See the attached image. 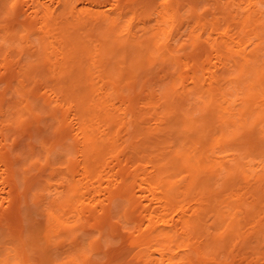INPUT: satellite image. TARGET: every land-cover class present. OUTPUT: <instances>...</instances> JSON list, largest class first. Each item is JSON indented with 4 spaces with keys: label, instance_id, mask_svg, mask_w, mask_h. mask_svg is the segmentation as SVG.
<instances>
[{
    "label": "bare ground",
    "instance_id": "6f19581e",
    "mask_svg": "<svg viewBox=\"0 0 264 264\" xmlns=\"http://www.w3.org/2000/svg\"><path fill=\"white\" fill-rule=\"evenodd\" d=\"M55 1L58 5L54 3L56 4L54 8H52L54 4L51 6L50 2L44 0H33L29 6L31 14L35 16L34 19L43 13L44 18L41 19L49 20L54 27L61 24L60 17L63 19L66 15L69 18L67 15L70 14V21L60 26L56 35L52 34L55 28L48 29L50 26L48 23L36 30L42 36H40V47L33 53L43 61L44 71L54 73V77L57 75L59 80L64 76L68 77L67 80L64 78L62 83L70 82L74 89L83 83L84 90L78 92L76 97L80 110H74V106L67 108L58 100L52 101L47 98L50 103H56L51 118L57 126L55 129L57 140L53 144L50 143L52 145L46 153L48 156L44 157L45 165L37 158V161L32 160L33 158L29 159L30 166L28 162L23 164L21 161L24 156L17 153L15 143L11 144L12 141L10 143L6 139L5 142L0 143V149L2 144L4 146L0 150V165L4 167L0 168L4 169V184L10 188L7 197L3 195L4 193L1 195L0 189V203L3 205V211L0 210V264H196L197 261L206 262L211 255L217 256L221 248L225 252L228 251L229 242L233 240L237 229L232 223L226 224V216L229 213L225 210L226 207L220 208L219 200L209 196L213 192L210 186L215 178L224 175L221 185L225 188L233 187L236 183L246 182L249 169L251 178L258 177L256 189L260 194L257 193L258 197L255 195V203L262 202L264 198L262 190L264 170L260 173L249 163H247L249 168L245 169V164L237 160L235 154H232L231 160L235 163L231 166L230 162L224 160L221 155L227 146L240 138H248L254 146L248 150V153L260 150L264 146V0H246L248 11L240 21H232L231 12L234 5L237 6V0H215L217 5L212 7L205 6L204 0H186L192 9L191 12L194 10L193 13L197 17L202 16L201 12L206 10L214 15L215 19L201 21L193 16L201 33L194 35L193 32L183 43H178V35L186 17L183 14L185 11L183 9L181 11L182 3L179 0H174L173 3V0H166L165 3L149 0V6L151 9L153 7L151 13H143L142 10L144 11L145 8H142L143 16L141 13L139 15L142 24V21L145 22L144 24L146 20L150 22L146 26L144 35H138L140 30L136 32L133 27L135 21L140 19L137 16L139 7H143L148 0H109L108 10L102 9L101 0ZM84 2H88L91 6L79 10L77 4ZM7 3L9 4L10 0H0V16L8 11ZM19 3L20 0H14L11 6L12 12L16 13ZM164 5L166 6L163 7ZM239 7H236L237 12ZM128 12L134 14L131 21L125 20ZM171 12L174 18H171ZM154 13L158 16L157 24H154L152 18ZM72 18L74 20L71 21ZM32 22L30 25L37 23L33 20ZM123 22H127L126 27L121 26ZM35 26L28 27L24 24L27 30L34 29ZM187 26L189 27L185 24V30ZM123 28H126V32ZM144 29L140 32L143 33ZM32 32L30 31V34ZM14 33L12 38L17 39L18 35ZM95 33L103 38L99 48L93 45L92 37ZM59 35L62 36L61 42H58ZM28 37L29 33L21 35L20 40L26 39L24 41L30 42ZM58 43L59 49L62 50L69 46L67 55L61 58L57 57L62 55L56 48ZM95 57L97 59L89 63ZM105 57L112 59L104 68L108 77L113 78L116 72H121L118 64L126 61L125 74L135 78L133 85L136 88L137 85L134 83L139 77L140 70L148 73L153 63H159L165 70V75L160 78L163 83L167 81L163 90L162 86L150 90L143 85L146 89L144 93L146 92V96L149 97L148 103L145 102L150 105L147 108L156 110L160 116L155 119L156 126L150 125L151 117L143 112L142 104L145 99L144 94H140L138 100H133L129 105L128 114L131 112L132 121L135 122L139 118L141 121L136 122L134 131L126 139L127 146L122 150H120L121 143L119 144V139L117 140L121 128L113 132L111 130L105 132L107 128L101 127L99 119L95 121V118L104 116L111 124L116 123V116L111 112L102 113V98H92L98 85L92 81L93 69L97 67V63L106 62ZM51 59L55 60L50 61ZM213 59L216 60L214 64ZM22 62L21 52L17 65H12L7 59L4 62L7 71L2 72L0 69V82H5L13 93L28 88L25 83L32 75V72H22L23 67L20 65ZM172 65L181 66L185 69L184 72H188L184 75L181 68L178 77L175 75L171 77L174 74L171 75ZM172 78L179 81L181 87L179 94L172 85ZM168 79L171 82H168ZM59 83L61 81L57 84ZM128 85V88L134 87L131 86L132 83ZM34 89L29 92L34 93ZM101 89L104 87L102 86ZM7 102V98L5 101L3 98L0 99V115L3 118L0 122V133L2 134L5 126H13L7 124L9 121ZM91 108H96L98 113V115L95 113L93 118L90 115ZM142 114H145L143 119ZM146 124L149 126L147 127ZM243 131H247L246 136ZM114 133L116 139L111 137ZM98 135L109 136V143L105 141L100 143ZM167 137L173 141L161 147L164 138ZM46 143L49 144L46 140L42 141V144ZM60 143H65L67 148L61 152L63 160L56 166L51 164L50 158L52 150ZM47 145L46 147L49 146ZM30 147V152L35 153L32 144ZM110 147H114L112 158L125 157L123 160L120 159L122 161L119 164L120 168L116 166L119 171L110 175V177L113 175L118 177L120 174V180L119 177L114 176L118 179V186L113 184L115 188L113 187L110 195L105 194L107 195L105 201L109 203V216L107 215L109 220L112 218L111 206L115 202L119 207L124 208V211L122 210L124 217L121 219H125L122 221L125 223L120 219V223L118 221L119 224L112 227L113 232L117 233L116 236H119L122 242V246L118 248L110 247L111 244L105 245L101 240L105 235L103 231L107 221L89 216L90 208L95 207L92 205L97 203L93 201L98 200L96 196L93 199L91 197L92 194L98 193L96 189L100 186L95 188V182L103 181L102 177H104L102 174L93 173L94 165L91 159H94L96 165L100 164L105 151ZM143 152H148L150 157L147 154L146 156L151 159L145 161V164L146 162L148 165V162L152 164L151 168L149 167L152 170L148 173L147 165L144 174L139 163L144 159H140ZM33 168L40 173L29 175ZM46 171H50L49 179L46 181L48 188L35 190V185L43 179L40 178ZM184 172L187 173L177 179L178 174ZM107 175H105L107 179H110L109 173ZM96 177L99 180H95ZM56 180L58 183L54 182ZM115 180L113 179L114 182ZM136 181L142 190L146 188L145 190L150 191V197L156 202L157 207L150 204L151 200L147 202V195H142L141 198L144 200L137 199L136 194L134 196L133 186ZM51 187L56 188L55 195L50 191ZM196 191L205 194L198 199L200 200L198 206L178 204L182 203L181 198H186ZM232 192L228 195V199H233L235 202L243 199V193L240 194L239 190ZM3 196L8 200L7 207H4L6 198ZM226 202L229 207L233 206V202L229 200ZM255 203L253 204L255 209H250L251 215L261 211L260 206ZM211 212L213 216L210 215ZM214 217L220 227H225V231L215 234L206 229L208 226H213L212 223L207 222ZM89 227H97L100 236L93 238L86 250L84 243H81L83 235L79 234V231L85 233L86 228ZM262 227L261 224L257 235L264 232ZM171 242H177L178 252L171 249ZM106 246H109L108 249Z\"/></svg>",
    "mask_w": 264,
    "mask_h": 264
},
{
    "label": "rangeland",
    "instance_id": "374dc122",
    "mask_svg": "<svg viewBox=\"0 0 264 264\" xmlns=\"http://www.w3.org/2000/svg\"><path fill=\"white\" fill-rule=\"evenodd\" d=\"M27 1L28 0H20V3H19L17 10H16V13H14L11 11V8H12L11 6L13 5L14 0H10V3L9 4L7 3L9 5L8 11L0 16V62H1L0 63V69H1V71L2 72L7 71V68H5V63H4L5 61H7V59L9 60V62H12V65L16 64V62L20 58V54L22 52L23 62L20 64L23 67L22 72H27V71L32 72L30 79L26 80L25 85H27L28 88H26L24 90L25 92L22 91V92L13 93L12 91H10L7 88V84L5 82H3V81L0 82V99L3 98V100L5 101V98H7V101H8L7 106L9 109V117H8L9 121L7 124H13L12 127H6L5 126V130L3 131V134L0 133V135L2 134L0 137L3 139V141H1L2 139L0 138V143L5 142L4 141L5 139L7 140V142L12 141V143L10 142L11 144L15 143L17 153L21 154V156H24V157H22L21 163L24 164L25 160H27L28 165L30 166V164H31V162H29L30 158H33L32 160H34V161H37L36 160V158H37V159H39L38 161L40 163L43 162L42 164L45 165L44 160L48 156V154H46V153H48L49 147H51V145L53 144L52 143L50 145V142L48 141L49 146L47 145V143L42 144L43 146L42 145H36L33 143L34 138L36 136H42V134L48 130H51L52 135L56 137L55 129L57 126H56L55 121L51 118V113L53 112V108L55 107L56 103L55 102L50 103L49 101H47V98L51 99L52 101L58 100L62 105H65L67 108L74 106V108H73L74 110L79 109V107L77 106L79 103H78V100L76 99V97H77L78 92L84 90V85H83V83H81V84L76 86V89H74V87L71 86L70 82L62 83L64 78H65V80H67L68 77L64 76L62 80H59L57 75L54 77V73H51L50 71H48V72L44 71L45 67L42 63L43 61L39 60L38 57L36 55H34V53H33L34 50H36V48L40 47V45H39L40 39H41L40 36H42L40 33L36 32V30L38 31L41 26L43 27L44 25H46L48 23L50 25V26H48V29L55 28L52 31V34L56 35L57 32L59 31L60 26H64V25L68 24V21H70V14L67 15V16H69V18L66 17V15L63 16V19H62V17H60L59 22L61 24L55 25V27H54V25H51V22L49 20L41 19V17L44 18L43 13H40V16L38 18L34 19L35 16L33 14H31L32 13L30 10L31 8L29 7L32 4L31 2L33 0H31V1L29 0L28 2ZM44 1H47L48 3L50 2L51 6H53L54 3L57 4V2L55 0H53L54 2H51L52 0H50V1L44 0ZM101 1H102V4H101L102 9L105 8L104 10H108V8H110L109 0H106V2H105V0H101ZM158 1H162L164 3L166 2V0H158ZM156 2H157V0H156ZM173 2H174V0L172 1V3ZM179 2L182 3V5L180 4L181 5V11H182V9L185 11V13L183 12V14L186 17V21L183 25L184 29L182 26L181 30H180L181 32L179 33L180 36L178 35V39L180 41V42L178 41V43H183L189 39V36L192 35L193 32H194V35L197 33H201L199 26L194 22L193 16H195L196 18H199L201 21L202 20L205 21L207 19L209 20V19L214 18L213 17L214 15H212L210 12H206V10H205V11H203L204 14H203V12H201L202 16L197 17L193 13L194 10H193V12H191L192 9L187 4L188 2L186 0H179ZM86 3L85 2L84 3H78L77 7L79 8V10L82 7L84 8L85 6L87 7L88 5L91 6L88 2H86ZM149 3L150 2L148 0L146 2L147 5L144 3L143 7H139L140 8V10L138 9L139 14L137 12L138 18H140L139 15H141L142 12L143 13L144 12L151 13V11L153 10V7L151 9V7L149 6ZM56 4H54V6L52 8L56 7ZM201 4H202V2H201ZM203 4L205 6L207 5V7H212V6L217 5L215 3V0H204ZM236 4H237V6L234 5V8L231 12L233 14L232 21H240V18L244 17L248 11V3L246 2V0H237ZM183 5H185V7H183ZM165 6L166 5H164L163 7H165ZM238 6H240L239 12H237V10H236L238 8ZM142 8H145L144 11L142 10ZM185 8H187V9H185ZM146 9L147 10L149 9V11H147ZM189 9H190V12H189ZM141 10H142V12H141ZM20 13H21V15H20ZM25 13H28L27 15H29V16H27ZM132 14H133V12H128L127 17H125V20L131 21L133 19V16H134V14L133 15ZM142 16H143V14H142ZM64 17H65V19H64ZM152 18H154L153 20H154V24H155L157 22V18H158L157 14H155V13L152 14ZM171 18H174L172 12H171ZM32 20L34 22H37V23L34 25H30L31 23H33ZM64 20H65V22H64ZM66 20H67V22H66ZM72 20H74V19L72 18L71 21ZM141 20H142L141 18L137 19L135 21L134 27H133L136 32H138L139 30L142 31V29L145 28L143 30L144 32L141 33L139 31L138 35H142V34L144 35L145 30H146V26H148V24H150V22H147V20H146L147 25L144 24L145 23L144 21H142L143 22V24H142ZM190 21H191V23H190ZM62 22H63V24H62ZM23 23L26 24L28 27H30V26L32 27L35 25L36 26L34 27V29L29 28L27 30V28L24 27ZM126 23H124V22L121 23L122 24L121 26H125ZM152 24H153V22H152ZM185 24L189 25V27L187 26L188 27L187 30H185L186 29ZM135 25H137V26H135ZM190 26H191V28H190ZM125 29L126 28H123L124 32H126ZM191 29H192V31H190ZM30 31L31 32L33 31V32L30 34ZM14 32H16V34L18 35L19 40H18V37H17V39L12 38V35L15 34ZM9 33H11V34H9ZM28 33H29L28 38H30V40H31L30 42L24 41L26 39L20 40L21 35H25ZM181 34H182V36H181ZM58 37H59L58 42H61L62 36L59 35ZM92 38L94 41L93 45H96L99 48L103 42V38L96 35V33L94 34V36ZM185 38H186V40H185ZM28 44H30L32 46H30ZM64 45H66V43H64ZM59 47H60V44L58 43L56 45V48H58L59 52H61L62 55L57 56V57L61 58L62 56H66L68 51H69V46H67L65 50L59 49ZM16 49H19V50L16 51ZM19 51H20V54H19ZM49 51H50V49L48 50V52ZM94 55L95 54L93 53V56ZM96 59H97V57H95L92 61H89V60L88 61L90 63V62H94ZM104 59L106 62H104L103 64L97 63L96 64L97 67L93 69L94 74L92 76V81L96 82L98 85H97L95 91L93 92L92 98H94V97H95L94 99L102 98V101H101L102 113L111 112L112 115L116 116V123L114 122L113 124H111V122L108 120V118H105L104 116L102 118H100V117L95 118V121H97L99 119L98 121L101 122V127L107 128V130L105 132H109L110 130L113 132V131H116V130L121 128L119 131L120 134H119V137H117V140L119 139L118 143L119 144L121 143L120 150H122L123 148H125L127 146L126 139L129 138L131 136L132 132L134 131L136 122L141 121V118H139L135 122L132 121L131 112L128 114L129 105H131L133 100H138L137 97L140 94H144L143 98L145 99V101H144V99H143V101H144V103L145 102L148 103L149 97L146 96V92L144 93V91L146 89L143 88V85H146V87L149 88L150 90L151 89H159L162 86L161 89L163 90L164 84L167 81H165L163 83V80L162 79L160 80V78H162V76L165 75V70H163L162 67H160L159 63L158 64L157 63L151 64L150 65L151 70L148 73H145L144 71L140 70L138 72L139 77L136 78L137 81H136V83H134L135 85H137V88H136L133 85L135 78L125 74V72H127V70L125 69L126 64H127L126 61L120 62L118 64V67H120L121 72L120 71L116 72L117 74L116 75L114 74V77L110 78L105 73L104 68H106L105 65H107L110 61H112V59L110 57H105ZM54 60L55 59H51L50 61H54ZM113 61H114V59H113ZM212 62L214 64L216 62V60L213 59ZM1 65L3 66V68H1ZM211 67L214 68V66H211ZM181 68H182L183 74L184 73L186 74L188 72V71L184 72L185 69L181 66L179 67L178 65H176L174 67V65H172L170 67V69L171 70L173 69L172 70L173 72L171 70L170 71H171V75H172V73H174V74L171 77H173L174 75L176 77H178L177 75L180 73L179 70H181ZM158 71L160 73H158ZM156 73H158V74H156ZM157 76H159L158 77L159 79H157ZM164 77H166V76H164ZM157 80H159V82ZM171 80H172V85L175 86V91L177 90L176 92H177V94H179L181 92V87L178 84V82H179L178 79L173 80V78H172ZM171 80L168 79V82H171ZM59 81H61V83L57 84ZM175 81H177L176 84H175ZM128 83H132L131 86H134V87L128 88V86H129ZM188 83H186V85ZM188 85H190V83ZM102 86L104 87V89H101ZM15 88H17L16 85H15ZM18 89H19V87H18ZM33 89L35 90L34 93L29 92L30 90H33ZM142 103L143 102L141 101V104ZM144 103L142 104L143 112L147 116L151 117V120L149 121L150 125H152V126L154 125V127H155L156 126L155 125L156 124L155 119L157 117H160L159 113H156L157 112L156 110H150V108L148 109L147 107H150V105L146 104V103L144 104ZM238 103H239V101H238ZM143 105H145V106L143 107ZM95 113H97V109L91 108V113H90L91 118H93L95 116L94 115ZM145 114H142V119L145 116ZM97 115H98V113H97ZM71 117H73V116H71ZM1 120H3V118L0 115V122H1ZM44 122H46V123H44ZM76 122H78V120H76ZM147 125L148 124H146V126ZM77 127H79L78 124H77ZM6 129H7V131H6ZM8 132L10 134H8ZM243 132L245 133V136H246L247 131H243ZM244 133H241V135ZM6 135H7V137H6ZM8 136L10 139L8 138ZM98 137H99L100 143H101V141H105V142L109 143V136L98 135ZM111 137H114L116 139V134L115 133L112 134ZM120 138H122V139L120 140ZM164 139H165L164 144H161L160 145L161 147H165V146H167V144L169 145L170 142L173 141V139H170V138L168 139V137L164 138ZM240 141H243V142H240ZM46 142H47V140H46ZM30 144L33 145V147L35 149L34 151H36L37 148H40V146H42L45 150L47 148V150L45 151L46 155L43 156L42 158L39 155H34L36 157H34L33 155L30 158L27 157L26 153L22 150V148H23V146L26 145L27 149L30 151L31 150ZM46 145L48 147H46ZM252 146L253 145H251L250 140L248 138H240V139H237L232 145L227 146L224 149L225 151L221 155L224 157V160H227L228 162H230V165L232 166V164L235 163L234 160H231L233 157L232 154H235V156H237L236 159L237 160L239 159L240 161H242L245 164V169L249 168V165L247 164V163H249L253 167L257 168L260 171V173H262L264 170V152H263L264 146L261 145L262 148L260 150L258 149V150L252 151L251 153H248V150L250 148H252ZM154 147L155 146H153V149H155ZM2 148H4L3 144L1 146V149ZM113 149H114V147H110V149H107L105 151L103 160L98 165H96L94 163L93 158L91 159L92 163L94 165L93 173H96L97 175L102 174L104 176V177H102L103 181L100 180L98 182H95L94 186H95V188L99 185H100L99 187H101L102 182H103L104 186L102 185L101 188L97 187L96 190H98V193L91 195L92 199L96 196V198L98 200L93 201V203L97 202V203H94V205L91 204L92 206H95V207L90 208L91 215H89V216L99 218L100 220L105 219V221H107V223L105 222V224H108V225L110 224L109 226H111V229H112V231H111L112 236L110 235L107 237V239H108L107 245L111 244L112 246L109 245L110 247L118 248V246L119 247L122 246V242L120 241L121 240L120 237L116 236L117 233L113 232L112 227L115 224L117 225L118 221L120 223V219L124 217L123 216L124 215L123 214L124 208L119 207L118 203H116V202L111 206L112 207V210H111V212H112V218H111L112 223H111V220H109V218H108V216H109L108 215L109 214V207H108L109 203L107 201H105V198H107V195L109 196L110 192L115 188L114 185L118 186L117 180L118 179L120 180V174L118 176L119 178L117 177V175H113V177L112 176L110 177V175L119 171V170H117L116 166L118 165L117 167L120 168L119 164H120V162H122V161H120V159L123 160V159H125V157L122 156L120 158H115V159L112 158L113 154H114L113 153L114 151H112ZM124 151L128 152L129 150H124ZM146 154L148 156V152H143V154H141L142 157L140 159L144 158L143 159L144 161L140 160L141 161L140 162L138 159L139 163H141L140 165L143 168L142 169L143 174H144V171L146 169V166L148 165L147 162L145 164V161H148L150 159V158H148L150 156L147 157ZM258 154H261V155H258ZM57 155L58 156H56V157L50 156L51 157L50 158L51 164H56V166L59 162L61 163V160H63L62 159V157H63L62 153H61V155L60 154H57ZM154 155H156V154H154ZM60 156H61V159H60ZM44 157H46V158H44ZM148 163H149V165L147 166L146 171H148V173H149V171L152 170V169H149V167L151 168L150 165H152V164H150V162H148ZM113 165H114V168L116 170L113 168ZM228 165H229V163H228ZM0 167L3 168L4 166L2 167V165H0ZM1 168H0V171H1L0 175L3 178L5 174L3 173L4 169H1ZM111 168H113V169H111ZM22 169H24V168H22ZM33 169L31 170V172H33V173L30 172L29 175L30 174L31 175H38L40 173L36 168H33ZM106 171L109 173V177L111 180L109 178L107 179L108 173H106ZM142 171L140 173H142ZM49 173H50V171H46L45 174L43 175V177L40 178V179L43 178L42 180L39 181V183H41V184L38 185L39 183H37L35 185V187H36L35 190L41 189V188H48L46 181H47V179H49V176H48ZM186 173L187 172L179 173L178 174L179 176H177V179L181 178ZM105 175H107V176H105ZM247 175L248 176H247L246 182L236 183L235 186L226 187V188L221 185L223 180H224V175H222V176L219 175L215 178V181L212 184V186H210V190L213 192L209 196L212 197V199L215 198V200L216 199L219 200V207L220 208L226 207L225 210L229 211L228 215L226 216V220H227L226 224L232 223L233 224L232 226H234L237 229V231L233 237V240L231 242H229L230 245H229L228 251L225 252L221 248L219 250V254L217 252H215L218 254L217 256L215 255V257H214V255H211V258L207 259L206 262L197 261L196 264H198V263L199 264H264V232L262 234L257 235V230L261 224H262V226H263L262 228L264 230V198H263L262 202L255 203L256 202L255 201L256 196L258 197V195L260 194L257 192V189H256V187L258 186V183H257L258 177L251 178V170H249V169L247 170ZM114 176L117 177L118 179L114 178ZM2 178L0 179V183H1L0 189L4 192L1 191V195L4 193L3 195L7 197L10 188L4 184V178H3V182H2ZM112 178L114 180L116 179L115 182L113 181ZM97 179H98V177H96L95 180H97ZM108 180H110V181H108ZM106 181L111 182L112 183L111 185H113V184L114 185L111 186L110 183H107ZM54 182L58 183L57 180ZM136 182L137 183H135V186H133L134 196L136 194L135 197L136 198L138 197L137 199H140L142 197V195L143 196L147 195V197H148L147 202H149L151 200L150 204H153L154 207H157L158 205L155 204L156 202L152 201V197H150L151 196V194L149 193L150 191L148 189L145 190L146 188L142 190V188L138 187V181H136ZM96 184H98V185H96ZM5 186H7V187H5ZM250 186H252V188H249ZM7 188H9V189L7 190ZM104 188H106V190ZM55 189H56L55 187H51V190H50L52 192V194H54V195H55V192L57 191ZM231 189H232V191L233 190H239L240 194L243 193V195H242L243 199L240 201H237V202H235L233 199H228L227 198L228 195L230 193H233L231 191ZM47 190H49V189H47ZM47 190L45 193L48 192ZM144 190H145V192H144ZM262 190L264 192V187L262 188ZM142 191H143V193H142ZM257 193H258V195H257ZM105 194H107V195L105 196ZM204 195H205L204 193H200L198 191L193 192L192 194L187 195L186 198H181L180 200H183V201H182V203L179 202L178 204L179 205L185 204L187 206L191 205V206L196 207V206H198V204H197L198 201H200L198 199H200ZM219 196H221V197H219ZM6 197H4V198H6ZM210 197H207V198L210 199ZM149 198H151V199H149ZM102 199H103V202H101ZM142 200H144V199H142ZM226 200L233 202L232 205L234 207L233 206L229 207V204H228V202H226ZM0 201H1V197H0ZM101 203L102 204L104 203V204L102 205ZM254 203L258 204V206H260L259 208H261V211L257 214L251 215L250 209L251 208L255 209V207L253 205ZM96 204H97V206H96ZM122 204H123V202H122ZM7 205H8V200L6 198V200L4 202V207L5 206L7 207ZM1 206H2V208H0V210L3 211L2 210L3 205H1V203H0V207ZM117 208H119V209L121 208L120 209V215L116 218H113V212ZM210 215L213 216V212H211ZM96 218H94V220ZM106 218H108V219H106ZM122 221H125V219H121V222ZM122 223H125V222H122ZM207 223L208 224L212 223L213 226H208L206 229L210 230L211 232H213L215 234H219L220 232L226 230L225 227L222 228V227H220V225H218V222L215 221V217L210 219ZM89 228H86L85 233L84 232L81 233V231H79V234H82L83 235L82 237H84V239H87V244H84L86 250H88V248H89L90 241L93 238H95V237L97 238L100 236L99 232L95 231V230H97L96 229L97 227H95V228L89 227ZM93 233H96V234L92 235ZM104 233H105V231H103V234ZM113 233H115V234L113 235ZM104 236H103V238L101 237L102 241L105 240ZM109 246H106L107 249ZM106 247H105V249H106ZM176 248H177V242H171V249L174 251L176 250V252H178L179 250H177ZM210 250L212 253L214 252L211 247H210ZM207 251L209 252V250H207ZM211 252H209V253H211Z\"/></svg>",
    "mask_w": 264,
    "mask_h": 264
},
{
    "label": "snow or ice",
    "instance_id": "6c2138e0",
    "mask_svg": "<svg viewBox=\"0 0 264 264\" xmlns=\"http://www.w3.org/2000/svg\"><path fill=\"white\" fill-rule=\"evenodd\" d=\"M46 123V122H44ZM42 140H47L49 141L50 143H55L57 138L55 136L52 135V132L51 130H48V131H45L42 136H36L33 140V143L36 144V145H42ZM67 148V145L65 143H60V144H57V146L52 150V153L51 155L53 157H56L57 154L61 153V152H64L65 149ZM22 150L26 153V156L27 157H31L32 155H39L41 158L45 155V149L41 146L40 148H37L36 152L35 153H31L26 145L23 146ZM27 162V160H25V163ZM120 215V209L117 208L114 210L113 212V218H116ZM99 231V230H97ZM104 231H105V240L103 241V243L105 245H107L108 243V239L107 237L111 235V227L108 225V224H105L104 225ZM117 231H119V228H117ZM96 233H93L92 235H95ZM81 243H84V244H87V239H84L82 237L81 239Z\"/></svg>",
    "mask_w": 264,
    "mask_h": 264
}]
</instances>
